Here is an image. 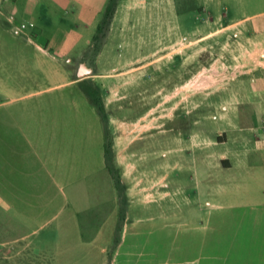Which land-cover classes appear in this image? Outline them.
I'll return each mask as SVG.
<instances>
[{"label": "crops", "instance_id": "obj_1", "mask_svg": "<svg viewBox=\"0 0 264 264\" xmlns=\"http://www.w3.org/2000/svg\"><path fill=\"white\" fill-rule=\"evenodd\" d=\"M109 4L0 0V264H264V0H131L105 32L115 43L94 45ZM206 22L243 39L216 104L178 151L165 136L121 148L89 82L123 110L133 79L107 70Z\"/></svg>", "mask_w": 264, "mask_h": 264}, {"label": "rangeland", "instance_id": "obj_2", "mask_svg": "<svg viewBox=\"0 0 264 264\" xmlns=\"http://www.w3.org/2000/svg\"><path fill=\"white\" fill-rule=\"evenodd\" d=\"M130 1L110 0L107 13L102 18L101 31H99L96 41L94 40L96 42L94 45H98V42L100 44L102 40V43L105 40L108 46L115 43L114 34L108 33L107 36L105 32L113 28L112 17L115 9L126 2L129 4ZM137 1L134 0V3ZM1 10L2 8H0ZM189 24L187 25L188 30L195 25V23ZM205 24V27H198L200 31L198 34L190 36L191 34L188 33L185 37L186 40L183 38L184 40L181 39L180 43H178V38L172 37L171 48L165 54L155 53L154 58L151 55L149 57L147 54H138L134 57L133 63L124 62L129 69L107 70L108 77L122 79L123 83L133 79L134 98L129 96L127 99L123 98L125 101L121 100L116 103L117 105L121 104L123 110L115 112V105L108 102L109 99L117 96H113L115 92H107L105 94L109 96L104 97L97 87L92 86L93 82H89L88 97L92 105L98 110L104 126L110 125L109 121L112 119V115L118 116L115 119L116 124H114L119 125L118 135L123 136L122 140H118L119 144L120 142L122 144L120 145L121 148L133 140L135 145L146 141L161 145L165 136L166 138L171 137V143H175V149L178 151L179 142L183 141L184 133L193 132L196 121H200V117L197 119L196 117L200 113L208 112L211 106L216 104L211 101V94L216 91L218 81L225 85L232 77L234 71L230 66L239 60L238 57H242L234 51V47L243 46V39H235L236 41L233 42L226 35L209 36L212 27L208 22ZM3 25L4 23L0 21L1 29ZM139 25L140 23L135 22L134 30ZM122 29L123 27H121ZM139 29L141 31L142 28ZM100 35L103 38L99 40ZM125 39V41H130L129 38ZM120 40L123 41L124 39L121 38ZM150 58H152L151 61ZM153 61L154 66L143 68L144 65ZM111 88L113 89L112 86ZM129 88L132 86H124V89ZM119 97L120 95L116 98ZM99 107H102V112L99 111ZM131 130H134L132 135ZM111 137L109 134L106 138L108 143ZM118 138L121 137L118 136ZM111 141L113 140L111 139ZM137 154L139 153L134 148V164L137 157L140 156ZM110 160L112 162V158ZM115 173L112 169L114 177L116 176ZM177 176L181 175L177 174ZM160 202L155 206L162 207L163 204Z\"/></svg>", "mask_w": 264, "mask_h": 264}, {"label": "built area", "instance_id": "obj_3", "mask_svg": "<svg viewBox=\"0 0 264 264\" xmlns=\"http://www.w3.org/2000/svg\"><path fill=\"white\" fill-rule=\"evenodd\" d=\"M30 28H34V24L29 25ZM26 25H21L20 27L17 28L18 32H23L26 30Z\"/></svg>", "mask_w": 264, "mask_h": 264}, {"label": "trees", "instance_id": "obj_4", "mask_svg": "<svg viewBox=\"0 0 264 264\" xmlns=\"http://www.w3.org/2000/svg\"><path fill=\"white\" fill-rule=\"evenodd\" d=\"M101 27H102V26L100 25V27H99V29H98V32L101 31ZM98 35H99V34H98ZM99 111L102 112V107H99ZM106 152H107V151H106Z\"/></svg>", "mask_w": 264, "mask_h": 264}]
</instances>
